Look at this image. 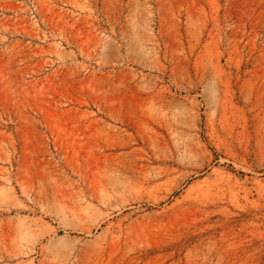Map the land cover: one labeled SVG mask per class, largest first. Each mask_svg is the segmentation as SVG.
I'll use <instances>...</instances> for the list:
<instances>
[{
    "label": "rangeland",
    "instance_id": "374dc122",
    "mask_svg": "<svg viewBox=\"0 0 264 264\" xmlns=\"http://www.w3.org/2000/svg\"><path fill=\"white\" fill-rule=\"evenodd\" d=\"M0 264H264V0H0Z\"/></svg>",
    "mask_w": 264,
    "mask_h": 264
}]
</instances>
